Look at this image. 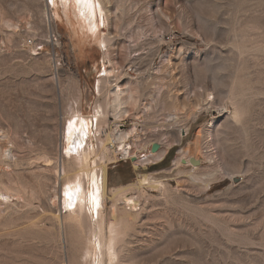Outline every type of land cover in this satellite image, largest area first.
<instances>
[{
  "label": "rangeland",
  "instance_id": "1",
  "mask_svg": "<svg viewBox=\"0 0 264 264\" xmlns=\"http://www.w3.org/2000/svg\"><path fill=\"white\" fill-rule=\"evenodd\" d=\"M70 1L0 0V264H264V0H90L96 37ZM128 82L136 164L99 143L117 128L108 90ZM75 114L103 185L97 208L82 179L77 216L53 170L72 164ZM115 189L140 199L118 235Z\"/></svg>",
  "mask_w": 264,
  "mask_h": 264
},
{
  "label": "bare ground",
  "instance_id": "2",
  "mask_svg": "<svg viewBox=\"0 0 264 264\" xmlns=\"http://www.w3.org/2000/svg\"><path fill=\"white\" fill-rule=\"evenodd\" d=\"M54 1L55 0H51L52 3H54ZM68 1H70V0H68ZM74 1H75L74 2L75 3V10H77V12H79L81 14L80 17L83 18V22L86 26V29L88 28V30L90 32H92V35L94 34V36L96 37L95 30L98 27L97 26L98 21L96 20L97 19L96 18V15H97L96 14V10H97L96 3L93 1L91 7L86 8L83 4H79L77 2V0H74ZM104 1H108V0H98V8H99L98 10L103 11V12L105 10ZM68 4H66V5H68ZM55 5H57V4L55 3ZM67 9H68V7H67ZM77 12H75V13H77ZM79 13H77V14H79ZM80 19H78V20H80ZM83 22H82V24H83ZM103 43H104V41H103ZM112 71H113L112 69H108V67L107 68L104 67L101 72H102L104 78L107 79L108 77L111 76ZM115 71H117V70H115ZM66 82H67V80H66ZM69 82H71V81H69ZM131 82L125 83L124 85H120L117 83L115 85L111 84V87L109 88L108 93H107L108 95L106 97V106H107L108 111L110 112V115L114 119V122L116 123L117 128L115 130H112V131L106 130L107 132L105 131V134H102L103 138H100V139L98 138V139H99L100 149H101L100 153L106 154L107 152H109V150H111L113 148L112 152L115 154H120L122 159H127L130 157L137 159L134 162V164H136L138 162V157L135 154L131 155V149H132V144H134V142L137 141V139L139 138V136L137 134V131H138L137 127L132 126L128 130L118 129V127L121 126L120 121L124 120L129 115L130 110L132 108H134L135 106H137V103H138L137 100H138V94L140 93V89L138 86L134 85ZM143 108L146 110L148 107H147V105H144ZM79 116L80 115L75 114V116L73 118H70V120L68 122V126H67L66 142H68L69 146L68 145L66 146L65 154L71 159L72 164L67 169L65 167L64 163L60 164L57 161V163L55 162L56 163V166H55V163L52 162V163H54V169L53 170H55V172L57 174L63 175V177L65 178V181H64L65 182V185H64V191H65L64 192L65 193L64 194L65 195L64 201H65V203L64 204H66L65 205V206H67L66 208H68L70 210V214H74V215L76 214L75 216H77V213H76L77 208H79L80 205L82 206L86 202L88 195H90L89 194L90 193V189H89L90 186L88 184L84 185V183L82 182V179L83 180L86 179L88 182V180L90 181V179L92 178L93 193L95 194V197H96L97 208L101 207V204L98 201H99V196H100L99 192L101 191V189L103 187V185L100 181V178L98 176H96V174L92 173L91 170L89 169V163L91 160L89 149H94V138L92 136V132H91L89 124L83 123ZM183 135H184V132H182L181 136L183 137ZM155 144H157V143L156 142L154 143V147H153L154 151L152 152V154L157 156L159 154V150H157L159 145H155ZM168 144H171V143L169 142ZM166 153H167L166 149L164 151H162L158 157V161L163 160ZM46 155H47V153H46ZM46 155H44V156H46ZM186 157H187L186 162L188 163L190 161L189 158L192 159V157L194 158L195 156L192 154L186 156V153L184 152L181 156H179L174 161V164L179 166V164H181L184 161V158H186ZM48 158H45V159H47V161H48L49 160ZM50 162H51V160H50ZM48 164H51V163H48ZM103 168H105L104 165H103ZM145 183L150 184V182H148V175L147 174L141 175L138 182L135 183L136 189L138 187L140 188ZM155 185L162 187L163 184L158 182V183H155ZM8 195L5 194L6 197ZM137 196H135L134 194H131V195L125 194V193H123V191H120V189L114 190L113 199L115 201H114V204L112 207L113 220H112V224H111V234H113V235L117 234L119 232V224L123 221H126L127 218H129L131 215H133L134 211H136L138 209L137 208V206H139L138 200H140V199ZM8 197L10 198V196H8ZM120 204H122V206H120ZM137 215H135L134 217H136ZM102 246L103 245L101 244L100 249L102 248ZM110 252H112V251H110ZM109 261H110V259H109Z\"/></svg>",
  "mask_w": 264,
  "mask_h": 264
},
{
  "label": "snow or ice",
  "instance_id": "3",
  "mask_svg": "<svg viewBox=\"0 0 264 264\" xmlns=\"http://www.w3.org/2000/svg\"><path fill=\"white\" fill-rule=\"evenodd\" d=\"M77 2L79 4H83L86 8H90L91 7L90 0H77Z\"/></svg>",
  "mask_w": 264,
  "mask_h": 264
},
{
  "label": "trees",
  "instance_id": "4",
  "mask_svg": "<svg viewBox=\"0 0 264 264\" xmlns=\"http://www.w3.org/2000/svg\"><path fill=\"white\" fill-rule=\"evenodd\" d=\"M169 155V154H168ZM168 155L166 156V158L168 157Z\"/></svg>",
  "mask_w": 264,
  "mask_h": 264
},
{
  "label": "water",
  "instance_id": "5",
  "mask_svg": "<svg viewBox=\"0 0 264 264\" xmlns=\"http://www.w3.org/2000/svg\"><path fill=\"white\" fill-rule=\"evenodd\" d=\"M133 160H135V158H132Z\"/></svg>",
  "mask_w": 264,
  "mask_h": 264
}]
</instances>
